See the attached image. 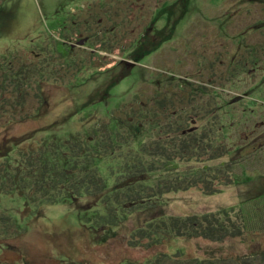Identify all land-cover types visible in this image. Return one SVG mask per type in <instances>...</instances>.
Masks as SVG:
<instances>
[{
    "label": "trees",
    "instance_id": "trees-1",
    "mask_svg": "<svg viewBox=\"0 0 264 264\" xmlns=\"http://www.w3.org/2000/svg\"><path fill=\"white\" fill-rule=\"evenodd\" d=\"M188 1L157 0L158 10H150L151 21L147 24L150 32L135 35L128 47L123 38L135 29L130 27L134 21H145L141 10L144 0H97L75 12L67 21L69 29L60 35L41 30L40 39L27 42L31 38L28 34L20 45L0 53V125L27 124L38 119L47 104L48 89L76 83L86 66L87 54L89 58L96 55L103 62L110 60L117 49L124 52L128 49L127 56L130 54L131 59L121 58L119 62L138 63L156 47L146 36L156 31L158 13L166 15L170 22L176 14L183 18L189 11ZM180 16H176L177 20ZM255 24L257 31L264 28V15ZM245 38L243 35L235 39L244 55L236 50V55L227 61L226 80L234 82L236 87L239 82H246L242 74L252 78L260 72L258 86L264 90V60L257 56L261 48L247 44L245 47ZM21 51L36 59L30 62L25 57L28 62L20 55ZM90 60L96 66V61ZM155 82L149 96L138 92L125 103L109 109L105 122L67 133L62 139L48 135L38 138L41 131H32L27 136L31 146L26 148L10 143L0 157V197H21L26 211L80 198L97 199L99 206L95 205L84 218L83 234H88L93 244L103 247L120 243L124 238L127 252L116 264H264V254L256 246L249 245L242 253L232 250L234 241L251 240L256 234L264 233V206L257 204L249 214L240 205L232 211L176 216L166 214L161 202L164 195L187 190L214 195L224 186L233 185L237 176L242 178L249 171H256V166L261 168L258 172L263 171L264 164L258 160L264 159L259 154L264 144L257 150L251 149L254 140L249 146H241L254 153L249 150L246 155L240 153L238 160L224 161L237 149L235 139L228 133L242 128L240 125L246 124L244 118H255L258 111H263L260 107L263 104L256 101L258 111L243 109L246 112L241 119L238 105L248 102V96L224 97L218 103L214 85L171 71L158 70ZM33 101L38 102L35 110L31 107ZM210 161L218 163L209 166L206 163ZM244 164L249 169L243 168ZM182 165L187 166L181 168ZM143 214H147L144 219L127 226L134 216ZM31 228L35 230L37 226L20 225L13 214L0 208V264H31L29 246L12 245L25 240ZM73 233L63 231L60 236L62 240H68V236L75 239L71 242L72 255L61 256L54 251L49 258L56 264H67L66 259H72L75 264L92 263L83 251L95 245L91 246L82 233ZM49 238L53 243L57 239ZM183 239L207 242V250L201 256L169 250L170 242ZM132 250L147 255L138 258L130 253ZM9 252L16 256L5 257Z\"/></svg>",
    "mask_w": 264,
    "mask_h": 264
},
{
    "label": "rangeland",
    "instance_id": "rangeland-1",
    "mask_svg": "<svg viewBox=\"0 0 264 264\" xmlns=\"http://www.w3.org/2000/svg\"><path fill=\"white\" fill-rule=\"evenodd\" d=\"M95 1L97 0H0V53L8 52L16 45H20L19 42L25 41L28 34L31 38L27 39V42H36L41 38V30L55 36L60 35L61 31L69 29L70 24L67 21L71 20L75 12ZM159 1L170 2L173 0ZM148 5L152 6L151 9L148 8ZM143 6L141 10L145 15V21L139 23L134 21L130 28L135 27V29L127 32L128 35L126 34V37L123 38L126 47L130 46L135 35L145 31L150 32L147 26L151 21L150 10H158L159 3L157 0H144ZM188 8L189 11L185 12L183 18L180 14H176V20L174 19L172 22L167 19L166 15L162 16L158 13L155 33L145 35L150 43L156 44V47L154 46L155 49H151L152 51L143 56L138 63L134 61L127 65L131 62L127 64L119 62L121 58L131 59L130 54L127 56L130 52L128 49L127 52L117 49L114 55H110V60L103 62L96 55L89 58L87 54L86 66L79 74L76 83L69 87L58 86L55 89H48L46 92L48 95L47 104L39 112L38 119L36 117L27 124H12L5 127L0 125V157L10 146V143L12 146H16V142L24 148L30 147L31 140H28L27 136L32 131H41L40 135H37L38 138L48 135V137L62 139L67 133H74L80 128L86 129L96 123L107 121L108 110L125 103L132 98L133 94L143 92L144 95L149 96L156 86L158 70L175 72L214 85L216 87L215 98L218 103L220 98L225 99L224 97L248 96L246 99L248 102L238 105L241 119L247 109L258 111V102H261L263 105L260 107L263 111H258L255 118H244L246 124L240 125L242 128L238 127L237 132L228 133L233 136V140L235 139L234 145L236 144L237 149L233 156H226L224 161L238 160L241 156L240 153L243 152L246 155V152L254 147V150H257V147L264 144V90L258 86L262 73L253 74L252 78H250L251 76L245 77L247 74H242L246 82L243 84L239 82L236 89L234 82L226 80L224 72L231 56L236 55L239 50V54L243 53L244 55V51L238 50L236 45L238 42L235 41L236 38L243 35L246 37L244 46L246 44L247 46H259L261 50L257 56H262V61L264 60V28L260 31L254 29L255 23L264 15V0H189ZM176 16H180V18L177 20ZM104 21L109 24L106 19ZM159 31L164 34L161 35ZM88 49L86 48L87 52ZM20 55L24 58L28 57L30 62L36 59V56L27 53V51L25 53L21 51ZM90 59L96 61V66L92 65ZM25 60L27 59L25 58ZM122 73L124 76L121 75ZM252 101L253 103H251ZM256 101H258L257 104ZM37 105L38 102L33 101L32 109L35 110ZM222 117L224 119L226 117L224 112ZM200 124L202 125V122ZM252 140H254V145L251 143ZM242 145L245 147L250 145L251 149L241 148ZM263 150L264 147L259 151V154L264 156ZM251 151L254 153L253 150ZM258 162L264 164V159L258 160ZM217 163L210 161L206 164L211 166ZM202 165L205 166L203 163ZM186 166L182 165L181 168ZM244 167L249 169L245 164ZM255 168L261 169H258V166ZM257 170L249 171L242 178L237 176V181L233 185L224 186L220 192L214 195H204L201 190H187L164 195L161 198L164 212L176 216L194 213L206 214L223 209L237 210L241 205L243 210L249 214L257 204L264 206V170L259 172ZM0 203L1 210L13 214L20 225L37 226L35 230L30 229L25 240L12 243L13 246L15 245L14 247L17 245L19 247L29 246L28 260L31 264H56L53 258H49L51 253L54 255V251L61 256L67 254L71 256L70 249L74 246L71 242H74L75 239L70 240L71 237L68 236V240L66 238L62 240L60 236L63 235V231L83 234L85 231L84 218L92 213L95 205L99 206L97 199L80 198L63 205L43 207L42 209L32 207L26 211V203L17 195L0 197ZM30 210H33L34 216ZM145 216L147 214L134 216L127 226L130 227L134 221L138 222ZM31 219L33 221H30ZM55 225L61 228L57 229ZM47 232L53 235L49 236ZM84 236L89 239L91 246L95 245L88 234ZM49 237L57 239L53 243ZM60 244L62 247L59 246ZM233 244L232 250L236 253L245 252L249 245H252L258 248L259 253L261 251L264 254V233L256 234L251 240L234 241ZM126 247L127 243L123 238L120 243L112 242L108 247L95 245L92 248H85L83 252L92 261L89 264H116L123 257L122 254L127 252L125 251ZM169 248L172 252L182 250L187 256L190 254L201 256L207 250V242L183 239L170 242ZM130 253L138 258L147 255L146 252H139V250H132ZM15 256L14 252L5 254V257L11 259ZM66 260L67 264H75L72 259Z\"/></svg>",
    "mask_w": 264,
    "mask_h": 264
}]
</instances>
